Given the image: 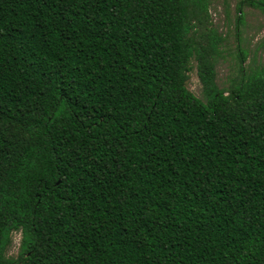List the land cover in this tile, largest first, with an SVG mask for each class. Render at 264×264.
I'll list each match as a JSON object with an SVG mask.
<instances>
[{
  "label": "trees",
  "instance_id": "obj_1",
  "mask_svg": "<svg viewBox=\"0 0 264 264\" xmlns=\"http://www.w3.org/2000/svg\"><path fill=\"white\" fill-rule=\"evenodd\" d=\"M210 5L0 0V264H264V64L219 87Z\"/></svg>",
  "mask_w": 264,
  "mask_h": 264
},
{
  "label": "rangeland",
  "instance_id": "obj_2",
  "mask_svg": "<svg viewBox=\"0 0 264 264\" xmlns=\"http://www.w3.org/2000/svg\"><path fill=\"white\" fill-rule=\"evenodd\" d=\"M209 11L213 25L224 36L216 63V81L223 88L238 80L242 73L264 64V13L240 0H211ZM239 13L243 14L241 23H238ZM240 49L246 52L242 63L239 58ZM186 84L189 90L202 98L194 60ZM19 241L20 233L15 232L8 255L16 254Z\"/></svg>",
  "mask_w": 264,
  "mask_h": 264
}]
</instances>
